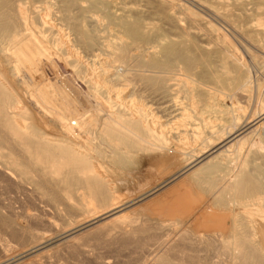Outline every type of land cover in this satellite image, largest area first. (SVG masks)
Instances as JSON below:
<instances>
[{"label": "rangeland", "instance_id": "1", "mask_svg": "<svg viewBox=\"0 0 264 264\" xmlns=\"http://www.w3.org/2000/svg\"><path fill=\"white\" fill-rule=\"evenodd\" d=\"M23 1L25 2L24 7L26 8H24V17L27 19L28 24V32L24 31L25 36L30 38L34 44L45 50L46 53L51 54V59L46 63V65L48 64L47 70L38 82L43 83L45 95H47L45 92L51 91L52 94L56 92L57 95L54 94V97L52 96L54 100L57 99L55 102L58 106L60 103L61 107L59 106V108H63V110L72 117V119L69 120L72 123L67 121V125L66 123L64 124V127H67L65 130L69 131L67 132L70 136L69 138H71V135L72 138L76 136L77 129L79 132V127L77 126H79L80 122L75 118V115L81 114L84 110V112L87 113V111H89L94 116L95 119L91 127L89 126L90 128L88 127V130H84L83 128V135L80 137L82 150L86 153L88 159L94 163V166L97 169L100 168L108 184H113L115 189L117 187L116 184H119L118 190H115L113 196L119 194L116 195V197L114 196V200L117 199L116 202L113 201L117 208H114L115 210L111 212H107L109 208L100 210V208L96 207V210H99L96 214H92L91 211L85 212L80 208L77 200L70 202L63 200L57 205H53L49 200L35 191L32 186L28 184L22 185L6 178L7 176L5 177L4 172L2 173L4 168L0 165V209L1 217H3V221H0V264H162L157 260V257L159 254L163 253H167V257L173 262L178 261L185 264H206L207 261L211 264H243L236 258L233 250H227L228 253L223 252L225 249L220 251L223 246L218 244L219 246L216 245L219 248L218 251H220L218 252L216 246H214V248L208 247L206 243L200 240L201 238L199 240L202 244L201 242L200 244L197 243L196 237H204L203 234L206 232V234H210L213 237H218L217 234L221 232L218 231L219 229H216V232L214 231L215 229H213L214 233L211 230L202 231L199 225L203 226L208 222V226L215 228V222L212 220L206 221V217L210 216L211 218H215L214 216H216L218 218L221 217V215H231L236 210L247 212L249 216L253 217L255 229L257 231L256 237L263 241L264 204L261 203L263 200L255 199L256 196L253 192H251L253 193L251 195L249 194L250 192L247 193L248 195L246 193L245 195L242 194L239 198L230 194L226 199L223 198L226 201V204H223L220 202V197L214 194V189H210L207 184H202L203 186L201 185V187L203 188L200 189L196 183H192V180L187 179L190 174L187 173L186 176L185 174L180 176L172 185L157 190L155 193L148 195V197H146V195L149 191L152 192L154 187H156L164 177H169L173 173L186 168V166L198 156V153L200 155L205 149H211L224 140L222 139L225 136L223 134L224 129L231 126L232 120L229 114H221L219 109L230 108L231 98H233L234 102L232 105L235 104V111L233 113H237V115L240 114L237 128L243 126L242 124L244 122H248L246 120L244 121L246 110H236L237 106H246L248 101L246 92L241 91L235 84L230 86L228 90H221L216 84L208 82L204 78V68L202 65L200 66V64H195L191 68L192 74L184 72L183 67L179 63L174 67L173 71L168 74L145 72V67L153 57L157 55V51L153 52L152 49L158 50V37H152L148 43H133L126 48L125 46L129 42V39L125 35L120 22L122 20H131L135 17L140 18L142 16L140 19H143L145 22L152 23L154 26L162 25L156 12L165 6L167 12L175 17H187L188 12L195 13L196 24H193V30L202 33L204 29H207L209 24L217 25L216 27L218 28H220L221 25L225 26L224 21L222 22L223 19L221 15L227 14L231 16L230 18H232V21L236 20V23L229 24L231 25V28H229L230 34L232 33L233 35L231 34L230 37L228 36L226 45L211 43L210 46H208L202 43L206 38L202 36L196 37L199 46L213 47V51H215L210 54L209 59L207 58L211 64L213 75L221 80L230 78L234 73L228 74L220 69L221 64L226 62L230 66L232 64L236 65L238 68L237 70L249 71L248 73H250L249 75L252 76L253 79L259 76V79H261V77L264 78L263 42L258 39H251L243 30L245 29V17L247 18V16H250L249 14H251L252 17L257 15L255 11L257 8H260L261 11L264 12V1L97 0L95 5H91V3L96 0H74V4L68 11L66 8L63 9L64 3L62 0ZM249 8L254 10L251 11ZM71 16L76 19H74V21L70 20L69 18ZM262 16L264 17V14ZM252 23L254 24V21ZM197 26L199 27L197 28ZM254 28L258 30L264 29L260 26H255ZM81 30H87L89 32L92 45H85L84 38L79 35ZM151 33H154V30H152L150 34ZM208 34V38L216 41L215 37L217 35L220 36L222 32L221 30L208 31ZM251 37L255 38V35ZM223 46H225L224 49L227 50V55L224 57L219 54L220 52H224ZM68 49L70 50L68 51ZM10 51L11 50H7L6 56H9ZM67 51L69 54L70 51H72L73 53L71 55L73 56L69 55ZM54 55L57 56L59 60H55V58H53ZM76 59H78V62H75ZM3 60L0 56V68L4 70L6 80L9 79L8 82L10 85L12 84V92L15 95L17 94L16 96H19V99L23 101V105L29 110V112H25L17 109L15 110L16 115L21 122L27 126V131L33 127L36 129L38 138H44L46 136V138H52L55 142L56 138L63 136V134L60 133L61 131L58 132V129L55 128L57 122L51 114L45 109L40 108L34 100L30 99L31 97H29V95H26L29 94L30 89L28 87L31 88L33 85V79H31L25 70H21V73L17 76L25 77H19L21 79H19V82H16L15 79L13 81L11 76L9 78L10 70L7 69L8 64ZM237 61L238 63L240 62L242 66L241 64L239 65ZM103 68L106 70L104 71ZM115 70L123 74L120 75L123 79L116 77ZM198 72L202 73L203 79L198 77ZM12 86L14 88H12ZM16 86H18V88ZM20 90L22 91L20 92ZM206 92L208 97L205 96ZM199 93L203 96L201 97ZM229 96H231V98ZM131 99H134V101L128 104ZM202 99H204V101ZM118 101L119 103H117ZM136 102L138 106L134 105ZM141 105L142 107L144 105V108H142ZM125 106L131 107L126 108ZM145 106L147 108H145ZM94 107H99L102 112L96 109L94 111ZM17 111L20 112L17 113ZM134 112L143 113L144 116L149 113L143 120L144 126L148 128L152 125L155 126L157 130H162L161 132H163L164 138L168 140L166 144L160 145L163 148L162 151H168L171 156L175 157L171 159L172 161L169 159V162L165 160L168 163L171 162L170 165L167 163V165L163 164L165 162L161 160L160 164L161 162L163 163L160 165L157 161L156 164H158V167L155 166L156 164L154 165L153 162L159 159L158 157H154L157 156L156 151L150 146L148 148L141 146L142 143L134 139L133 136L110 135L105 131L104 123L110 114L116 113L121 116V119L126 120L128 114ZM257 117L253 116L249 119V122H256L255 126L264 122V120L261 122L264 115L261 117L260 114L257 115ZM53 120L56 123H54ZM30 121L33 123V126H31ZM123 123L125 124V121ZM72 124L73 126H71ZM74 126L76 130H73ZM253 127L252 125L250 129ZM69 128L72 129L70 130ZM261 128H263V126L260 127V129ZM63 133H65V131H63ZM81 138H83V141ZM145 138L150 142H155L153 141L154 138H152L149 133L145 135ZM256 143L259 142L256 140L255 143L251 144L245 151V161H240L241 164L239 166V171L248 172L252 178H255L254 176H256L257 171L264 172V149L260 155L257 156L254 149ZM182 147H184V149ZM124 153L130 154L132 159H128L124 164L116 161V154ZM152 153L154 154L152 155ZM168 153L166 154L165 152V156L171 158ZM151 156L156 159L154 160ZM134 157L138 158L136 159ZM161 158L166 159L164 156H161ZM230 159V154L219 155L212 159L210 164L213 165V169L210 174H207L206 179H218V182L222 183L224 182V178H228L231 173L234 174V169L236 167L235 162ZM146 160L149 162L153 161V166L151 162L150 165L148 164L149 162L146 163ZM163 165L168 168L166 167V169H164ZM229 165L233 170L228 169ZM128 168L130 169L128 170ZM185 170H187V168ZM165 171L168 172L166 174L167 176L165 175L161 178ZM107 175L108 177L112 176L107 178ZM113 178H115L114 181L116 182L118 179L120 180L115 184V182L112 181ZM219 179H221V181H219ZM121 180H123V183H119ZM183 181H187L186 183L189 185H182ZM192 184H195L197 188H199V191L195 188L196 186L194 187ZM170 186H174L176 189L179 188L178 190H181V188L188 189V191L190 190L194 195L198 193L196 195H199L198 197L202 194L200 197L201 200H199L201 208H203V213L200 208V212L184 218V220H182L183 222L168 221L171 219L169 216H165L163 214L164 212H160L153 208V206L157 204H154L153 200L157 197V201L164 200L167 192H172L171 190L174 189ZM261 197L264 198V196ZM150 208L154 209V213ZM87 209H90V207L88 206ZM129 210L134 216L136 215L141 222L145 219L149 220L148 218H152L151 222H155L156 220L159 222L165 219L166 222L161 229H143L136 232L131 231V226L128 222H125L124 232L118 229L117 231H115L116 229H111L108 235L102 233L103 231L98 229V227L108 225L112 220L121 216L123 213L121 211L128 212ZM156 210L159 211V213L156 212ZM58 211H60L61 214L58 213ZM117 211L120 212V214ZM207 212L210 214H206ZM195 216L197 219L192 220ZM243 222L247 223V220ZM242 226L244 225L242 224ZM190 228L199 230L196 231V237L194 235V238H191L193 236L190 235ZM29 230L33 231L31 232L34 233L35 240L31 238ZM128 230L130 231L128 232ZM225 232L226 235H228V233L233 235V232H231V234L229 230ZM186 233L191 237H188ZM166 236L174 240L173 246L170 247L164 244ZM190 238L191 240L188 241ZM185 247H187V249ZM181 248L184 251H182ZM213 249L214 251L216 250L217 253L214 251L213 253ZM208 255L210 257H208ZM188 261H190V263H188Z\"/></svg>", "mask_w": 264, "mask_h": 264}, {"label": "bare ground", "instance_id": "2", "mask_svg": "<svg viewBox=\"0 0 264 264\" xmlns=\"http://www.w3.org/2000/svg\"><path fill=\"white\" fill-rule=\"evenodd\" d=\"M62 1L64 3L63 9L66 8L67 11L74 4V0H62ZM96 2H97V0L92 2L91 5H95ZM223 2H225V1H223ZM24 3L25 2L23 0H0V56L2 57V60L4 59L6 61V63L8 64L7 69L10 70L9 78L11 76L13 78V81L15 79L16 82H19L20 78L25 77V76H22V77L19 76L20 77L19 78L17 76V75H19V73H21V70H25L29 74L31 79H33V81H32L33 85L31 86V88L28 87L30 90H29V94H26V95H29V97H31L30 99L34 100V102L37 105H39L40 108L45 109L49 114H51L53 116L54 120L57 122V124H56L57 126L55 125L56 126L55 128L58 129V132L61 131L60 133H62L63 136H59L58 138H56V141L54 142L52 138H46V136L44 138H42V137L38 138L37 134H36V129L33 127H31L27 131V126L23 122H21L19 117L16 115L15 110L19 109V110H22L25 112H29V110L27 109V107H25L23 105V103H22L23 101H21V99H19V96H16L17 94L15 95L12 92V89H11L12 84L10 85V83L8 82L9 79L6 80L4 70H2L0 68V165L3 166L2 168H4V171H2V173L4 172L5 177L7 176L6 178H8L9 180H13L16 183L18 182L19 184H22V185L28 184V185L32 186L35 191H37L42 197L49 200L53 205H57L59 202H61L63 200L68 201V202L77 200L80 208L85 212L91 211L92 214H96L99 211V210H96V208H100V210L109 208V210L107 212H111L112 210H115L114 208H117L113 201L116 202L117 199L115 198L116 200H114V196L116 197V195H118L119 193L115 194L114 196H113V194L115 193V190L119 186V184L117 182L120 179H118L117 182L114 181V179L116 177L113 178V180H112L115 182V184L117 183L116 189L113 186V184H108V182H107V180H105V176H103L104 174L102 173L100 168L97 169L94 166V163H92L88 159L86 153L82 150V145L80 143V141H81L80 137H82V135H83V132H82L83 128H84V130H86L89 126L91 127L95 118L89 111H87V113H86V112H84V110H83V112H81V114L75 115V118L80 122L79 126H77V127H79V132H78V129L77 130L75 129V126H76L75 125L73 130L74 129L76 130V136H74V138H72V135H71V138H69L70 136L67 133L69 131L65 130L67 127H64V124L66 123V125H67V121L71 120L72 117H70L69 114L65 110H63V108H59L60 103L58 106L57 103L55 102L57 99L55 97L56 100H54L53 95L56 94V92L54 94H52L51 91L45 92V93H47L48 96L45 95L44 94L45 89L43 88V83L38 82L39 79L41 78V76H43L45 74V71L47 70L48 64L46 65V63L49 61V59H51L50 58L51 54L46 53L45 50H43L42 48H40L39 46L34 44V42H32L30 38H27L25 36L24 31L28 30V27H27L28 24H27V19H25V17H24L25 9H26L24 7ZM237 3H239V2H237ZM257 4H259V3H257ZM263 5H264V3H263ZM165 8L166 7L164 6V7L160 8L159 10H157V12H156L158 14L157 16H159V18L161 20L162 25L154 26V25H152V23L145 22L143 19H140L142 16L140 18H138V17L132 18L131 20H122L121 22L119 21L121 24V27L123 28L125 35L129 39V42L127 43V45L125 47L128 48L131 44L138 43V42L148 43V42H150V39L152 37H158V41H159L158 50L152 49L153 52L157 51V55H156L157 57L156 56L153 57V59L148 63V65L144 69L145 72L155 73V74H162V73L168 74V73H171L173 71L174 67L179 63L183 67L184 72H186L187 74H192L191 68L195 64H200V66L202 65L204 68L203 69L204 78L208 82H212V83L216 84V86L218 88H220L221 90H223V91L228 90V88L230 86L235 84L241 91L246 92L247 97H248V101L246 103V106H244V107L237 106L239 108L236 107V110H239V111L246 110V116L244 117L245 118L244 121L246 120L248 122H244L242 124L243 126H241L240 128H237V126L239 124L238 121H239V115L240 114L237 115V113L236 114L233 113L235 111V109H234L235 104L232 105L234 103L233 98H231L232 95L229 96L231 98V107L219 109V112L221 114H227V115L229 114L231 116V120H232L231 126L224 129L223 134L225 136H224V138H222L224 140H222L220 143H218L216 146H214L211 149H208V150L205 149L204 151L202 150L203 152L200 155L198 153V156L192 162H190L188 166H186L187 170H185L186 168H184L181 171L175 172L171 176L166 177V178L164 176L168 172L165 171L163 173V175L161 174L162 176L160 175L161 178L164 177L163 180H161V182H159L156 185V187H154L152 192L149 191V193L146 195V197H148V195L155 193V191H157V190H160L166 186L168 187V185H172L174 183V181L179 179L180 176H182L184 174L186 176L187 173L188 174L190 173L187 179L192 180V183L193 182L196 183L200 189L203 188V187H201L202 184L203 185L207 184V186L210 189L211 188L214 189V192H215L214 194L217 195L218 197H220V200H221L220 202H222L223 204H226V201L224 199H226L227 196L229 197L230 194L234 197L239 198V196L241 197L242 194L245 195V193L247 194L249 192H250L249 193L250 195L254 193V195L256 196L255 199L263 200V202H261V203L264 204V198L261 197V196H264V172L257 171L256 176H254L255 178H252L248 172L239 171V166L241 164L240 161H242V162L245 161L244 153L249 148V146L251 144L255 143L256 140H257V142H259V143L255 144V148H254L257 156L260 155V153L264 149V122H263L264 118L261 121L263 123H261L257 126H255L256 122H254V121L249 122V119H251L253 116L257 117V115L261 114V117H262V115H264V78L261 77V79H259L260 76L258 75L259 76L258 78L254 77L255 79H253L252 76L249 75L250 74V73H248L249 71L247 72V71H243V70H237L238 68L236 65L232 64L230 66L226 62H223L221 64V68L220 67L219 68L228 74L229 73H234V74L230 78H225L222 80L220 78L215 77L213 75V72H212L211 64L208 60L210 57V54L212 52H215V51H213V47L199 46L197 44L198 39L196 38L197 36H202V37L206 38V40L202 41V43L206 44L208 46H210L211 43H216V44L221 43L223 45H226V42H227L226 40H227L228 36L230 37V35L232 34V33L230 34L229 28H231L230 27L231 25H229V24L230 23L235 24L236 20L232 21V18H230L231 16H228L227 14L226 15L223 14V15H221V17L223 19L222 22L224 21L225 26L221 25L222 27L220 26V28H218V27H216L217 25L209 24L207 29H204V31L202 33H199V32H196L195 30H193V28H194L193 24H196V19H195L196 14L195 13L188 12L187 17H175V16L170 15ZM249 9L251 10V8H249ZM253 10H251V11H253ZM243 11H244V9H243ZM255 11L257 12L258 16L255 15L257 17H255V16L252 17L251 14L248 13L250 16H247V18L245 17L246 19L244 18L245 22L244 21L243 22L245 24V29L243 31H244V33L246 32L247 36H249L251 39H253V40L258 39L259 41L263 42V45H264V29L258 30L256 28H254L255 26H260V27L264 28V17L262 16L264 14V12H262L260 8H257ZM156 13H153V14H156ZM208 15H210V14H208ZM239 17H241V16H239ZM216 18H217V16H216ZM69 19L74 21V19H76V18H72V16H71ZM220 21H221V19H220ZM253 21H254L255 25L252 23ZM198 27L199 26H197V28ZM152 30H154V33L150 34V32H152ZM217 30H221L222 34L220 36L217 35L215 37L216 41H213L210 38H208L209 37L208 31L211 32V31H217ZM232 32H233V30H232ZM124 33H122V34H124ZM79 35H80V37L84 38L83 40L85 41L86 46L92 45L91 36L87 30H81ZM236 35H237V33H236ZM253 35H255V38L251 37ZM31 36H32V34H31ZM236 37H238V36H236ZM148 48H150V47H148ZM222 48L224 49L225 46H223ZM66 49H67V47H66ZM7 50H11L9 56H6ZM69 50L70 49H68V51ZM72 53H73L72 51H70V54L68 52L69 55H71ZM219 54L222 55V57H224L227 55V50L224 49V52H220ZM244 54H245V52H244ZM71 56H73V55H71ZM245 56H246V54H245ZM53 58H55V60H59L58 57L55 55ZM78 59H76L75 62H78ZM214 59H216V58H214ZM237 63H238V61H237ZM238 64L240 65L241 63L239 62ZM241 66H242V64H241ZM103 69H104V71L106 70L105 68H103ZM115 71H116L115 72L116 77L123 79V77L120 76L123 74H120L118 70H115ZM26 72H24V73H26ZM198 77L202 78L201 72L198 74ZM94 81H95V79H94ZM26 82H28V81H26ZM16 85H20V84H16ZM51 86H52V84H51ZM16 87L18 88V86H16ZM12 88H14V87L12 86ZM22 90H23V88H22ZM22 90H20V92ZM200 94L201 93H199V95ZM202 96L203 95L201 94V97ZM205 96H207V92L205 93ZM243 96H245V95H243ZM61 100L63 101L62 98H61ZM114 100H116V99H114ZM202 100L204 101V99H202ZM59 101H60V98H59ZM126 101H128V100H126ZM132 101H134V99L133 100L131 99V101H129L128 104H130V102H132ZM236 102H237V99H236ZM117 103H119V101ZM79 104H80V102H79ZM121 105H124V104H121ZM134 105L138 106V103L136 102V104H134ZM130 107L131 106L126 107V108H130ZM141 107H142V105H141ZM142 108H144V105ZM145 108H147V107L145 106ZM95 109L97 111L101 110L99 107H94V111H95ZM132 109H134V108H132ZM132 109H130V110H132ZM247 109H248V111H247ZM19 112L17 111V113H19ZM100 112H102V111H100ZM147 112H148V110H147ZM28 115H29V113H28ZM147 115H149V113L146 114L145 116L143 113H138V112L137 113H135V112L129 113L126 120H123V119H121L120 115H118L116 113H112L108 116L107 120L104 123L105 131L110 135H121V136H126V137L133 136L134 139H136L142 143L141 146H143L145 148H148L150 146L156 151L157 156H154V157H158L159 159L154 161L156 158L154 159V157L151 156L154 159L153 160L151 158L154 161V162L152 161L154 163V165L156 164L157 161L160 164L161 160H163V162H165V163L161 162V164L167 163L170 165L171 162L168 163L169 162L168 160L169 159L171 160L174 156H171V154L168 153V151H162L163 148H162V146H160L161 144H166V142L168 140H166L164 138V135L162 134L163 132H161L162 130H157L156 127L150 125L149 122L148 123L151 127L147 128L144 126L143 120L146 118ZM29 116H28V119H29ZM50 118H52V117H50ZM31 121H32V119H31ZM31 121H30V124H31V126H33L32 124L34 122L32 121L33 123H31ZM55 121H54V123H56ZM124 121H125V124L123 123ZM70 123H72V122H70ZM252 125L254 127L252 129H250V127ZM71 126H73V124ZM262 126H263V128L260 129V127H262ZM69 129L71 130L72 128H69ZM63 131H65V133H63ZM147 133H149L150 136L152 138H154L153 141H155V142H150L149 140H147L145 138V135H147ZM81 139L83 141V138H81ZM84 145H85V143H84ZM182 148L184 149V147H182ZM165 152H166V154L168 153V155L170 154L171 158L169 156L166 157ZM154 153H152V155ZM133 154H134V152H133ZM172 154H173V152H172ZM226 154H228V155L230 154L231 155L230 160L235 162L236 167L234 169V174L231 173V175H229L228 178H224L223 179L224 182H222V183L218 182V179H211V180L206 179L207 174H210L211 170L213 169V165L210 164V161L212 159H214L215 157H218L219 155H226ZM180 155H182V154H180ZM161 156H164L166 159L161 158ZM138 157H134V158L137 159ZM116 158H117L116 161L121 162L123 164L128 159H130V160L132 159V157L128 153L118 154V155L116 154ZM165 160H167L168 162ZM176 160H178V159H176ZM174 161H175V159H174ZM174 161H173V163H174ZM148 162L149 161H147L146 163H148ZM150 162L148 163L149 165H150ZM153 163L151 164L152 166H153ZM155 166L158 167V164H156ZM146 167H148V166H146ZM163 167H164V169H166L167 166L165 167L163 165ZM131 168H133V167H131ZM129 169L130 168H128V170ZM159 169L164 170L162 168H159ZM228 169L233 170L230 167V165H229ZM103 172H104V170H103ZM105 172H106V170H105ZM161 172H163V171H161ZM108 174H109V172H108ZM226 175H228V174H226ZM111 176H109V177H111ZM109 177L107 175V178H109ZM121 181L119 183H123V180H121ZM219 181H221V179H219ZM186 182L183 181L184 184L182 183V185H185V184L187 185ZM193 186L195 187L196 185L194 184ZM170 187L174 188V186H170ZM195 188H197V186ZM199 188H197L198 191H199ZM174 189L171 190L172 192H167V195H165L166 197L160 196V197H165L164 200L161 198L162 199V200H160L161 202L156 200L158 197L155 200H153L154 204L157 203L156 204L157 207L154 205L153 208L159 210L160 212H164L163 214L165 216H169L171 219L167 218V219H169L168 221H177V222H181L182 220H184V218L192 216L194 213L197 214V212H200V208H201L200 197L202 196V194L200 197H198L199 195L196 196L198 193L196 195H194L190 190L188 191V189L186 190V189L181 188V190H178L179 188L176 189V187ZM251 192H253V193H251ZM116 193H117V191H116ZM42 202H44V201H42ZM202 204H204V203H202ZM79 206H78V208H79ZM88 206L90 207V209H87ZM121 208H124V207H121ZM150 209L154 213V209H152V208H150ZM202 209L203 208H201V211H202ZM157 210H156V212L159 213V211H157ZM121 212H123L121 214V216L112 220L110 222V224H108V225H103V226L98 227V229L103 231L102 233H105L108 235V233L111 229H116L115 231H117V229H118V230L124 232V228L126 225L125 222L129 223V225L131 226V231H133V232H136L138 230H143V229H147V230L161 229V227L163 228V226L166 222L165 221L166 219L165 220L159 219L160 220L159 222H157L158 220L155 219L156 220L155 222L154 221L151 222L152 218L151 219L148 218L149 220L145 219V220H143V222H141L140 220H138L136 215L134 216V214L130 212V210L128 211L129 213L127 211H125V212L121 211ZM58 213H60V211H58ZM118 213L120 214V212H118ZM202 213H203V211H202ZM206 214H210V213L207 212ZM196 216H198V215H196ZM196 216L193 217L192 220L197 219ZM214 217L215 218H211L210 216L206 217V221L212 220L213 222H215V228L208 226L209 225L208 222H207L208 225L205 224L206 226L205 225H203V226L199 225V226H200V230H202V231H204V230L213 231V229H215L214 231L216 232V229H219L218 231H221V232L219 234H217L218 237H213L210 234H206L207 232L203 234L204 237H200V236L196 237V233H197L196 231L198 230L196 228H194V229L190 228L191 229L190 235H192L193 237H191L190 235H188L186 233L188 235V237L190 236L191 238H194V235H195V237L197 238V240L196 239L195 240H196V242L198 241L197 243L200 244V242H201L200 240H202L203 243H206L208 245V247L210 246L211 248H214V246H216V245L217 246L222 245L223 248H221L220 251L222 249L226 250V251L224 250L223 252L228 253L229 250H233V253L236 255V258L239 259L241 261V263H243V264H264V240L263 241H262V239L259 240L256 237L257 231L255 229L253 217L249 216V214L247 212L245 213L244 211H236V210L231 215H226V216L221 215V217H218V218L216 216H214ZM202 219H205V218H202ZM244 220H247V223H244L243 222ZM0 221H3V217H1V209H0ZM5 221H6V219H5ZM201 221H203V220H201ZM196 222H197V220H196ZM112 223H114V224H112ZM242 224L244 226H242ZM167 225H169V224H167ZM15 229H17V228H15ZM226 230H229L230 233L233 232V235H230L229 233H228V235H226L225 234ZM31 231H30V235H31V238L33 239L34 233H32L33 231L32 232ZM129 231L130 230H128V232ZM214 231H213V233H214ZM169 236H171V235H169ZM176 236H179V235H176ZM173 238H175V237H173ZM191 238L188 239V241H190ZM34 240H35V238H34ZM185 240H187V239H185ZM195 240H194V244H195ZM173 241H174L173 239L166 236V239L164 240V244L171 247L174 245ZM161 244H162V242H161ZM189 244H190V242H189ZM201 244H202V242H201ZM185 248L187 249V247H185ZM181 250H182V248H181ZM204 250H205V248H204ZM218 250H219V248L217 247V251ZM182 251H184V250H182ZM213 251H214V249L212 250V252ZM220 251H218V252H220ZM214 252H216V250ZM203 253H205V252H203ZM169 255H170V253H169ZM183 257H184V255H183ZM208 257H210V256L208 255ZM185 259H184V261H185ZM155 260H156V258H155ZM157 260L162 264H185V263L178 262V261L173 262L170 258L167 257V253L166 254H164V253L159 254L157 257ZM190 260H192V259H190ZM234 261H236V260H234ZM188 263H190V261H188ZM200 264H203V263H200ZM206 264H211V263L209 261H207ZM233 264H235V263H233Z\"/></svg>", "mask_w": 264, "mask_h": 264}]
</instances>
